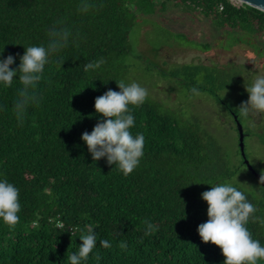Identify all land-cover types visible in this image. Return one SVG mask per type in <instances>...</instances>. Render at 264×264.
Listing matches in <instances>:
<instances>
[{
	"label": "trees",
	"instance_id": "1",
	"mask_svg": "<svg viewBox=\"0 0 264 264\" xmlns=\"http://www.w3.org/2000/svg\"><path fill=\"white\" fill-rule=\"evenodd\" d=\"M168 3L200 13L227 41L252 46L256 57L264 53L254 44L264 37V13L229 0H0V59L14 56L13 69L24 48L47 44L53 27L70 33L68 46L50 58L34 90L39 103H30L22 118L14 112L22 83L0 87V175L18 187L21 202L20 221L12 227L0 223V264H70L68 256L89 226L98 242L82 264H223L220 249L204 243L197 227L208 218L201 194L225 181L257 206L259 219L247 227L264 244L262 187L242 158L257 187L233 181L238 167L196 114L166 109L148 96L133 106L131 131L144 134L145 146L139 166L127 176L104 158L93 160L81 141L100 120L95 99L126 82L131 31ZM101 60L99 67L86 68ZM158 72L185 82L189 99L207 95L234 124V116L240 124L248 118L239 107L251 82L243 83L232 70L185 64ZM225 89L237 98L222 96ZM146 221L158 230L145 235ZM101 239L112 246L101 247Z\"/></svg>",
	"mask_w": 264,
	"mask_h": 264
},
{
	"label": "clouds",
	"instance_id": "2",
	"mask_svg": "<svg viewBox=\"0 0 264 264\" xmlns=\"http://www.w3.org/2000/svg\"><path fill=\"white\" fill-rule=\"evenodd\" d=\"M87 5H84L85 10ZM70 33L63 28L53 27L48 33L46 45H31L24 48L18 68H11L15 57L9 55L0 59V87H11L15 80L23 87L14 105V112L23 117L30 103H39L35 89L42 79L45 66L54 54L68 46ZM4 49V48H3ZM3 49L0 56H3ZM103 61L89 62L87 69L99 67ZM14 77H18L14 79ZM119 91L109 89L94 101L95 113L100 116L92 131H85L81 141L95 161L101 158L125 176L131 174L144 156L145 136L131 129L135 126L132 114L133 106H140L148 96L147 90L137 82L116 83ZM197 90L194 88L193 92ZM248 94L239 111L247 116L250 111L264 113V75L254 74L252 82L245 87ZM236 183L240 184L237 182ZM264 184V176L260 177ZM207 204V220L197 227V233L204 243L217 246L224 257L223 264H264V244L253 238L247 225L259 219L255 215L257 206L248 195L232 182H220L211 185L201 194ZM21 202L18 187L0 175V223L9 227L20 221ZM145 235L158 230L153 223L146 221ZM82 242L77 251L68 256L70 264H82L97 247V235L89 230L79 236ZM99 245L110 248L108 239L99 240Z\"/></svg>",
	"mask_w": 264,
	"mask_h": 264
},
{
	"label": "rangeland",
	"instance_id": "3",
	"mask_svg": "<svg viewBox=\"0 0 264 264\" xmlns=\"http://www.w3.org/2000/svg\"><path fill=\"white\" fill-rule=\"evenodd\" d=\"M147 19L148 22L136 24L130 33L132 50L126 62L128 67L124 69L126 82L140 84L147 90L150 99L166 109L196 114L203 127L217 137L231 163L238 167L233 181L237 179L246 187H257V182L241 166L235 124L224 107L203 93L189 99V88L185 82L180 84V80L168 76L163 78L158 70L168 72L179 65L203 64L232 70L231 74L235 73V77L243 83L252 82L254 74L264 75V53H258L256 57L252 46L227 41L226 35L221 34V30L208 18L172 3H168L164 10L157 9L155 15ZM254 44L264 52L263 36L256 37ZM221 93L225 97L233 96V100L237 98L229 89ZM188 115L182 116L187 119ZM245 117L249 119L241 117L240 120L247 134L244 139L245 154L253 169L264 176V113L250 111Z\"/></svg>",
	"mask_w": 264,
	"mask_h": 264
},
{
	"label": "water",
	"instance_id": "4",
	"mask_svg": "<svg viewBox=\"0 0 264 264\" xmlns=\"http://www.w3.org/2000/svg\"><path fill=\"white\" fill-rule=\"evenodd\" d=\"M237 1H239L240 3L245 4L247 6H250L252 8H255V9L264 13V0H237ZM233 119L235 121L236 130L238 133V149H239L240 156L242 158V162L245 165L246 169L257 179V181L259 182L260 186L262 187V189L264 191V184L260 183L261 175L253 169V167L250 165L249 161L246 158L245 146H244V137L245 136L243 133L242 125L238 122L236 116H234Z\"/></svg>",
	"mask_w": 264,
	"mask_h": 264
},
{
	"label": "built area",
	"instance_id": "5",
	"mask_svg": "<svg viewBox=\"0 0 264 264\" xmlns=\"http://www.w3.org/2000/svg\"><path fill=\"white\" fill-rule=\"evenodd\" d=\"M229 2L235 7H239L242 4L237 0H229ZM219 10H222V6L219 7Z\"/></svg>",
	"mask_w": 264,
	"mask_h": 264
},
{
	"label": "flooded vegetation",
	"instance_id": "6",
	"mask_svg": "<svg viewBox=\"0 0 264 264\" xmlns=\"http://www.w3.org/2000/svg\"><path fill=\"white\" fill-rule=\"evenodd\" d=\"M246 135H247V134H246V133H244V136H245V137H246ZM245 137H244V139H245Z\"/></svg>",
	"mask_w": 264,
	"mask_h": 264
}]
</instances>
